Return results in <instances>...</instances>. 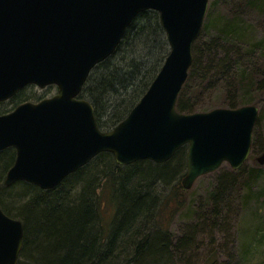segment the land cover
<instances>
[{"label":"water","instance_id":"95a60500","mask_svg":"<svg viewBox=\"0 0 264 264\" xmlns=\"http://www.w3.org/2000/svg\"><path fill=\"white\" fill-rule=\"evenodd\" d=\"M209 0H0V102L22 88L55 86L56 93L0 115V151L15 150L5 187L25 182L41 190L101 153L118 166L169 161L186 146L185 190L223 163L238 170L247 159L258 118L253 105L192 114L176 110L193 61ZM159 16L169 53L129 114L99 129L91 103L78 96L91 70L113 54L142 12ZM264 165V151L256 158ZM23 224L0 208V264H18Z\"/></svg>","mask_w":264,"mask_h":264},{"label":"trees","instance_id":"16d2710c","mask_svg":"<svg viewBox=\"0 0 264 264\" xmlns=\"http://www.w3.org/2000/svg\"><path fill=\"white\" fill-rule=\"evenodd\" d=\"M215 2H211L212 8ZM224 3L229 15L219 20L210 16L205 24L207 28L211 24L218 27L215 37L198 46L201 30L193 45V61L176 102L179 113H197L199 105L195 100L220 77L224 87L220 104L205 111L236 109L250 104L252 92L264 95V70H252L239 78H234L237 71L233 72L234 48L240 47L248 33L242 12L247 8L264 11V0H224ZM161 49L163 53L158 56ZM168 53L157 12L140 13L113 54L92 69L79 94L80 99L93 106L99 129L109 131L125 119L150 86ZM241 88L245 92L241 93ZM119 90L123 92L122 98ZM21 95L13 102H20ZM110 95L116 96L111 107L105 101ZM186 151L185 146L180 148L162 164L143 160L123 167L114 162L111 154L101 153L51 190L21 181L9 187L2 183L0 208L23 224L18 264H25L23 258L31 260V264H170L172 245L168 230L174 209H170L171 199L158 201L153 188L159 182L173 184L177 193L183 190ZM0 155L10 158L6 168L0 166L4 170L1 177L13 164L15 152L8 148L0 151ZM98 172L105 177L106 184L102 187L110 192V205H113L111 199L116 204L112 218L105 222L99 217L100 201H94L91 196ZM257 173L250 170L248 182L255 180ZM77 186L81 188L79 192ZM176 195L172 199L178 206ZM218 197L215 191L210 193L212 201Z\"/></svg>","mask_w":264,"mask_h":264},{"label":"rangeland","instance_id":"374dc122","mask_svg":"<svg viewBox=\"0 0 264 264\" xmlns=\"http://www.w3.org/2000/svg\"><path fill=\"white\" fill-rule=\"evenodd\" d=\"M212 1L209 0L204 27L199 42H196L198 46L215 37V32H218V27L213 24L211 27H205L210 16L219 20L229 15L224 0H216L213 8ZM242 17L246 19L245 28L248 33L239 43L240 47L234 48L233 51L236 57L233 72L237 71L234 78L259 68L260 71L264 70V11L247 8L243 10ZM164 40L167 44L165 35ZM167 49L169 51L168 44ZM162 53L161 49L158 56ZM221 80L223 79L220 77L216 83H212L211 88L195 100L199 105L197 112H207L203 109L220 104L224 92ZM243 92L245 89L241 88V93ZM55 93V89L40 90L29 86L17 96L22 94L20 101L26 99L38 101ZM119 93L122 98L123 92L119 90ZM251 98L249 105L258 108V118L252 131L249 155L238 170H233L227 163H223L216 171L196 179L190 189H183L179 193L173 184L158 182L153 188L158 201L171 199L170 209H174L168 230L172 245L170 264H264V165L260 166L256 162V158L264 150V95L261 92H252ZM105 101L111 107L112 102H116V96L110 95ZM13 106L12 101L0 104V114L12 109ZM9 160V157L0 155L2 163L0 166L6 168L10 164ZM2 168L0 174L4 171ZM252 169L257 170L258 176L252 182H248V175ZM96 175L91 196L94 201H100L99 217L105 222L112 218L116 204L111 199L113 205H110V192L102 187L106 184L103 174L98 172ZM4 178L5 174L0 177V185ZM231 179L232 184L229 183ZM75 189L79 192L81 188L77 186ZM16 190L20 191V188ZM214 191L219 196L215 202L210 198V193ZM173 192L177 195L172 194ZM173 195L179 197L178 206L172 199ZM11 212L16 214L13 209ZM32 257L34 262H38V258ZM22 261L31 264V260L27 258H23Z\"/></svg>","mask_w":264,"mask_h":264},{"label":"flooded vegetation","instance_id":"af4514ba","mask_svg":"<svg viewBox=\"0 0 264 264\" xmlns=\"http://www.w3.org/2000/svg\"><path fill=\"white\" fill-rule=\"evenodd\" d=\"M50 88V87H49ZM49 88H45V89H43V90H49ZM15 98H16V96H15ZM15 98H13L11 101L13 102L14 101V99ZM43 99H45V98H42V99H40V100H38V101H41V100H43ZM38 101H31V100H28V99H26V100H22V101H20V102H18V103H14L15 105L13 106V107H16V106H18L19 104H21V103H25V102H31V103H37ZM7 102H10V101H7ZM8 111H10V110H8ZM8 111H6V112H8ZM6 112H3V113H1V114H4V113H6Z\"/></svg>","mask_w":264,"mask_h":264}]
</instances>
